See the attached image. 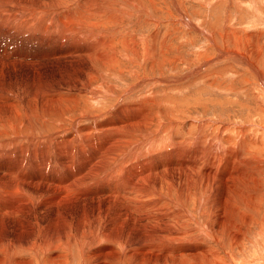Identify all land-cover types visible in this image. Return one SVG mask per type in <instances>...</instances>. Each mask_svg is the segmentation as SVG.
Returning <instances> with one entry per match:
<instances>
[{
    "label": "rangeland",
    "instance_id": "1",
    "mask_svg": "<svg viewBox=\"0 0 264 264\" xmlns=\"http://www.w3.org/2000/svg\"><path fill=\"white\" fill-rule=\"evenodd\" d=\"M13 1L14 3L8 4L9 6L0 5V65L3 67L2 74L0 70V142L5 145H0V167L13 170L14 167L21 166L19 172L27 175H45L53 179L69 178L68 176L74 171L77 173V177L74 176L71 182L72 180L79 182L82 181V176H78V174L79 171L80 174L82 173L86 158L92 157L93 154L94 156L99 154L98 160L102 158L105 161L101 164L103 166L100 165L97 177H93L99 179L98 187L91 183L88 187L86 186L87 192L95 197L87 194L82 198L83 200L80 198L79 204L76 203L77 205L69 207L68 211L60 217L57 216V206H47L46 210L39 209L42 214L40 213L41 217L38 216L39 219L36 218V220L28 213H19L16 214L17 216H13L11 211L12 213L5 214L4 220L0 222V264H183V262L184 264H264V229L257 222L251 223L240 241L231 244L234 241L228 234V226H230L229 230H235L236 225L242 224V217L234 215V219H232L229 214L233 209L228 204L224 206L225 208L227 206L226 211L220 212L222 209L219 208L221 206L218 196L220 193L219 183L214 185L213 189L212 187H208L206 190L201 189L202 206L195 193H192L193 195L188 201L185 200L184 203L187 204L186 208L193 220H190L188 216L185 217V222H187L185 227H182L183 222L179 221L164 226L167 227V230L169 229L171 235L163 241L145 238V235L140 232L143 228L137 227L139 222L133 224L132 218H136L137 215L131 213L129 217L120 216L118 210L120 199L117 200V197L107 198L109 193L107 189L119 183V179L123 181L127 178L124 174H116L115 171H118L116 168L108 169L113 166L114 157H116L114 163L118 160L117 163L122 164L123 160H126L123 170L129 171L130 175L134 174L137 178H141V173L153 170L155 167L153 164L158 165L160 168L158 170L166 177L172 172L173 165L178 162L176 155L179 152L183 157L188 153V150H191L192 153L197 151V157L191 155L187 158L191 161L197 159L198 167H205V164H209V154L211 155V153L207 152V143L205 140H197V142L194 141L195 137L192 138V134L194 136L196 134V129L206 135L209 131H214L217 126L222 128V125L224 127L231 125V131L235 132L233 138L237 137L236 133L240 135L241 132L246 136H260L264 124L258 106L264 109V90L260 88L257 71L260 70V76L264 77V0L98 1L101 6L100 11L102 9L106 11L105 16L99 15L97 8L96 12H91L92 7L89 2L95 0ZM20 6H24L25 12L20 11ZM86 6L90 8L85 9ZM79 9L85 12L89 10L90 14L88 15L91 21L88 20L91 23L93 21L90 36L85 29L86 25L79 30L66 20L67 12L74 13ZM59 19L63 23L66 22L72 30H69L68 33L64 32V27L61 26ZM106 19L108 20L106 21ZM180 19L186 22H182ZM210 32L212 35L209 34ZM208 35L215 40L213 42L216 45L212 44ZM152 36H156L154 41L151 40ZM97 40L103 41L101 46L106 45L99 47L98 51L95 49ZM83 42L84 44H82ZM68 46L71 47L74 57L60 55L62 50ZM88 46L96 51V54L95 51L90 52L92 54H89L90 58L85 53ZM218 48L223 52L228 50L227 52L235 51L236 53L218 58ZM56 52L58 55L55 54ZM97 52L100 54L98 55ZM239 54H242L243 57L246 56V60H243ZM248 59L255 68H250ZM7 60L15 61L13 64H9ZM50 93H56V97L51 96L50 98L58 97V100L50 103L51 111L46 109L43 111L40 106L41 99ZM97 95L100 102L97 100ZM261 98L263 99L261 100ZM144 104L145 106H143ZM130 107H133V110L129 115L126 112H121V110H127ZM248 114L250 115L248 116ZM133 115L138 117V120L135 119V121L132 118ZM117 117L126 123L119 127V135L117 133L114 135L111 130L118 125ZM182 119L192 121L196 125L200 121L208 120L210 125L206 127L207 129L204 128L205 133L196 127L194 129L179 127L176 132L177 139L182 142V139L185 140L186 136H190L189 142L186 141L189 144L182 142L183 147L177 140H175L177 146L161 145L160 138L164 134L162 129L167 126L168 130L171 128L168 125ZM129 122H134L136 128L130 126ZM11 123L14 125L11 126ZM184 124L188 126L189 122ZM75 125L80 128L84 140L81 137L73 138L68 141L69 145H66L67 141H63L65 137L71 139V137L77 136L73 129ZM159 126L158 132L155 129ZM228 129L230 130V128ZM58 130L60 131L58 132ZM254 132L255 134H253ZM108 136L117 137L119 141H115L113 145L108 144L106 141H110L112 138ZM9 139L12 140L14 146L10 147ZM171 139H173L172 135ZM60 140L65 144H63L64 146ZM73 140L77 142V145ZM127 140H129L128 144ZM176 142L180 144H176ZM116 143L118 145L120 143V145L118 146ZM200 145L201 147H199ZM225 146L229 147L226 143ZM110 147H114L115 154L112 155L109 151ZM20 148L21 150H19ZM70 151H73L77 158ZM241 152L244 153V150ZM23 159L25 160L23 161ZM63 160L67 162L63 163ZM142 160L146 161L140 164ZM97 166H99L98 163ZM251 166L252 163L249 161L241 163L242 171L240 173L243 174L239 181L241 184L236 182V190L229 197L232 201L231 204L239 205V211L244 213L248 211L243 208V204L245 206L247 202L253 201L258 193L260 196L264 194V168L258 172L255 184L249 181L253 177L251 173L254 171ZM109 174L113 179L109 178ZM88 175L87 177L90 178ZM23 176L26 177V175ZM100 177L102 178L100 179ZM178 189V186H173L172 192L163 191L161 193L158 192V188L154 187L152 193L147 191L149 194L147 193L145 198L153 201L162 197V202L167 204L166 199L171 194L170 201L172 202H169L170 205L167 206H171L170 208L177 212L174 207H181L178 202L180 201ZM39 190H36V194L39 195L38 199L42 197L40 195L42 187ZM38 191L41 193L39 194ZM92 198L97 200L98 205L92 201ZM213 201L216 202V205L213 204ZM256 202L260 207L261 201L258 199ZM123 203L125 204V201ZM0 205H2L1 202ZM27 206L26 204L23 207V211L25 208L27 209ZM161 208L165 211L166 207ZM140 210L135 208L139 216L141 215ZM108 212L109 214H107ZM226 213L227 215L224 216ZM180 215L182 214H178V216ZM9 216H13L14 221H10ZM227 216L229 217L227 218ZM223 217H226L224 222L230 221V224L233 222L234 225H224L222 228L221 224H217L219 221L217 219ZM106 222L107 225H103ZM130 223L136 226L139 232L134 231ZM164 227L162 225L163 229H165ZM244 228L246 227H241L242 230ZM98 229L103 231L106 229L105 236H102L103 231H100L99 234ZM113 231L115 233L111 234ZM212 233L215 237L212 236ZM89 234L92 236L87 239L90 242L82 245L80 241L86 240ZM39 239H42L43 242ZM37 240L44 243L42 247L45 249L40 247ZM156 244L157 247H148V245ZM104 247L112 248V252L105 253V250L101 254L98 253L103 251ZM146 248L150 250H148L149 253L157 255L155 262H149L146 255L140 256ZM182 248L186 249L185 253L192 254L194 257L192 255L189 257L183 255L185 258L178 257ZM198 248L200 250H197ZM130 249H134L133 251L136 249L137 254L130 252ZM202 250L205 252L204 256L193 254L195 251ZM210 251L213 253L210 254ZM206 254L209 256L204 259ZM172 256L173 258H171Z\"/></svg>",
    "mask_w": 264,
    "mask_h": 264
},
{
    "label": "bare ground",
    "instance_id": "2",
    "mask_svg": "<svg viewBox=\"0 0 264 264\" xmlns=\"http://www.w3.org/2000/svg\"><path fill=\"white\" fill-rule=\"evenodd\" d=\"M29 1V0H28ZM36 1V0H35ZM38 1V0H37ZM98 1H102V0H95V1H91V2H89L90 3V5H91V12L93 13V12H96V10L98 9V11H97V13L99 14V15H104L105 14V12L106 11H104L103 9H102V11H100V7L101 6H99V3H98ZM127 1H129V0H127ZM14 3V1L13 0H0V5H6V6H9V5H12ZM52 3V2H51ZM88 3V2H87ZM88 3V4H89ZM116 3V2H115ZM131 3V2H130ZM9 4V5H8ZM54 4V3H53ZM94 4H95V7H94ZM58 6V5H57ZM102 6H104V5H102ZM4 7V6H3ZM24 6H20L19 7V9H20V11H24L25 12V10L26 9H24L23 8ZM87 7V6H86ZM6 8V7H5ZM55 8V7H54ZM90 8V7H89ZM88 7L87 8H85V9H89ZM94 8H95V11H94ZM97 8V9H96ZM104 8V7H103ZM32 9V8H31ZM34 9V8H33ZM105 9V8H104ZM6 11V10H5ZM31 11V10H30ZM33 11V10H32ZM31 11V12H32ZM54 11V10H53ZM52 11V12H53ZM35 12V11H34ZM43 12V11H42ZM91 13V14H92ZM25 14V13H24ZM28 14V13H27ZM30 14V13H29ZM34 14V13H33ZM47 14V13H46ZM52 14V13H51ZM88 14H90L89 13V10H88V12H85V11H83L82 9H79L78 11H76V12H74V13H70V12H67V14H65V16H66V20H67V22L68 23H70V24H72V25H75L76 26V28H79V30H80V28L82 29L83 27H84V25H86V27H85V29H86V31L89 33V36H90V34H92V29H91V27L93 26V21H92V23L90 22L91 20L89 19L90 17H89V15ZM181 14V13H180ZM16 15V14H15ZM54 15V14H53ZM47 16V15H46ZM64 16V17H65ZM105 16V15H104ZM181 16V15H180ZM22 17V16H21ZM62 18V17H61ZM183 18V17H182ZM90 21H89V20ZM109 19V18H108ZM108 19H106V21L108 20ZM27 20V19H26ZM25 20V21H26ZM181 20V19H180ZM23 21V20H22ZM42 21V20H41ZM46 21V20H45ZM59 21H60V19H59ZM58 21V22H59ZM100 21V20H99ZM182 22H184L185 20H181ZM61 22V26L62 27H64L63 28V30H64V32H67L68 33V31L69 30H72L71 29V27L69 26V25H67V23L65 24V23H63L62 21H60ZM186 22V21H185ZM25 23V22H24ZM23 23V24H24ZM94 23H96V22H94ZM106 23V22H105ZM15 24V23H14ZM26 24V23H25ZM97 24H98V22H97ZM104 24V23H103ZM59 25V24H58ZM188 25H190V24H188ZM54 26V25H53ZM56 26V25H55ZM105 26V25H104ZM44 27V26H43ZM102 27H103V25H102ZM232 28V27H231ZM61 30V29H60ZM75 30V29H74ZM231 30V29H230ZM76 31V30H75ZM58 32V31H57ZM73 32V31H72ZM102 32V31H101ZM82 33V32H81ZM208 33V32H207ZM223 33V32H222ZM209 34H211L212 35V32H210ZM229 34V33H228ZM221 35H223V34H221ZM236 35V34H235ZM60 36V35H59ZM209 36V39L213 42V41H215L213 38H211V36L210 35H208ZM156 37V36H155ZM154 36H152L151 37V40H153L154 41V38H155ZM228 37V36H227ZM60 38V37H59ZM70 38V37H69ZM244 38V37H243ZM157 39V38H156ZM228 40V39H227ZM98 42H97V44H96V46H95V49H97V51H98V48L99 47H104V46H106L105 44L103 45V46H101L102 45V43H103V41H99V40H97ZM210 42V41H209ZM154 43V42H153ZM82 44H84V42L82 43ZM212 44H214V42L212 43ZM80 45H81V43H80ZM87 45V44H86ZM214 45H216V44H214ZM61 47V46H60ZM154 47V46H153ZM214 47V46H213ZM85 48V47H84ZM108 48V47H107ZM88 49H90V46H88L87 47V49H86V51H85V53H87L88 55V58H90L89 57V54H91L92 52H94L95 51V49L93 48V49H90L89 51H87ZM216 49V48H215ZM226 51V50H225ZM228 51V50H227ZM223 52V51H221L219 48L217 49V52H218V58H220V57H223L224 55H226V54H230V56H231V53H234L235 51H229V52ZM91 52V53H90ZM103 52V51H102ZM199 52V51H198ZM81 53V52H80ZM98 53V52H97ZM236 53V52H235ZM234 53V54H235ZM254 53V52H253ZM56 55H58V52H56L55 53ZM78 54V53H77ZM76 54V55H77ZM95 54H96V51H95ZM100 53H98V55H99ZM203 54V53H202ZM41 55V54H40ZM50 55V54H49ZM53 55V54H52ZM60 55H63V56H69V57H74V55H73V53H72V51H71V47L70 46H68V47H65L63 50H62V52H61V54ZM75 55V56H76ZM81 55V54H80ZM92 55V54H91ZM90 55V56H91ZM233 55V54H232ZM239 55H241L242 57H243V55H244V53H243V55L242 54H239ZM256 55V54H255ZM198 56V55H197ZM203 56V55H202ZM46 57V56H45ZM48 57V56H47ZM99 57V56H98ZM93 58H95V57H93ZM199 58V57H198ZM51 59V58H50ZM58 59V58H57ZM99 60L100 59H102V58H98ZM54 60V59H53ZM59 60V59H58ZM243 60H246V56H244L243 57ZM249 60V59H248ZM8 61V60H7ZM15 61V60H14ZM14 61H11V60H9L8 61V63L9 64H13L14 63ZM49 61V60H48ZM51 61V60H50ZM106 61V60H105ZM104 61V62H105ZM206 61V60H205ZM204 61V62H205ZM6 62V61H5ZM30 62V61H29ZM31 62H33V61H31ZM35 62V61H34ZM108 62V61H107ZM249 63V65L251 66L250 68H255L254 67V64L253 63H251L250 62V60L248 61ZM256 64V63H255ZM201 65H202V63H201ZM257 66V65H256ZM0 70H1V74L3 73V67L0 65ZM260 71V70H259ZM259 71H257V73H258V81H259V84H260V88H262L263 90H264V77H262V76H260L261 74H260V72ZM90 72V71H89ZM86 75V74H85ZM90 80V79H89ZM257 80V79H256ZM129 90V89H128ZM125 92V91H124ZM58 93V92H57ZM127 93V92H126ZM98 95H99V93H98ZM98 95H97V97H98ZM42 96V95H41ZM51 96H53V97H56L57 96V94L55 93H53V94H49L47 97H44L43 96V99H41V104H40V106H41V108H43V111L46 109V110H48V111H51L52 110V108H51V106H50V103H53V102H57V100H58V97L57 98H50ZM70 97V96H69ZM69 97H68V99H69ZM90 97H91V95H90ZM260 97V96H259ZM9 99V98H8ZM263 98H261V100H262ZM5 100V99H4ZM66 100V99H65ZM64 100V101H65ZM98 102H100V98L98 97ZM264 100V99H263ZM7 101V100H6ZM63 101V102H64ZM71 101V100H70ZM103 101V100H102ZM1 102V101H0ZM9 102V101H8ZM59 103V102H58ZM158 103V102H157ZM1 104V103H0ZM69 104V103H68ZM143 104V103H142ZM174 104V103H173ZM259 105V104H258ZM72 106V105H71ZM143 106H145V104L143 105ZM262 106V105H261ZM58 107V106H57ZM139 107V106H138ZM259 107V109H260V112H259V114H260V116H261V119L263 120V124H264V109L261 107L260 108V106H258ZM264 107V106H263ZM40 108V107H39ZM54 108H56V107H54ZM59 108V107H58ZM90 108V107H89ZM135 108V107H134ZM144 108V107H143ZM172 108H174V107H172ZM257 108V107H256ZM57 109V108H56ZM60 109V108H59ZM83 109V108H82ZM87 109V108H86ZM127 109V108H126ZM136 109V108H135ZM134 109V110H135ZM175 109V108H174ZM173 109V110H174ZM68 110V109H67ZM108 110H109V108H108ZM132 110H133V107H130V108H128L127 110H121V112H126V114H130V112H132ZM56 111V110H55ZM59 111V110H58ZM82 111V110H81ZM80 111V112H81ZM111 111H113V110H111ZM136 111V110H135ZM45 112H47V111H45ZM85 112H87V111H85ZM116 112V111H115ZM134 112V111H133ZM170 112V111H169ZM44 113V112H43ZM42 113V114H43ZM82 113V112H81ZM107 113H109V112H107ZM120 113V112H119ZM83 114V113H82ZM103 114V113H102ZM115 114V113H114ZM162 114V113H161ZM28 115V114H27ZM46 115V114H45ZM84 115H85V113H84ZM93 115V114H92ZM119 115V114H118ZM137 115V114H136ZM139 115V114H138ZM141 115V114H140ZM143 115V114H142ZM250 114H248V116H249ZM95 116V115H94ZM134 116V115H133ZM259 116V117H260ZM77 117V116H76ZM81 117V116H80ZM87 117V116H86ZM111 117V116H110ZM113 117H115V116H113ZM79 118V117H78ZM85 118V117H84ZM118 118V117H117ZM126 118V117H125ZM134 120L135 119H137L138 117H136V116H134V117H132ZM162 118V117H161ZM130 119V118H129ZM140 119V118H139ZM76 120V119H75ZM138 120V119H137ZM187 120V119H186ZM185 119H182L181 121H179V122H173L172 124H170V125H168V126H171V128H168V130H167V126L166 127H162L163 129H162V132L164 133V134H162V136H161V138H160V144L161 145H166V146H177V145H175V140H177V142H181L179 139H177L176 138V132H177V130L179 129V127H181V128H183L184 127V129H189V128H191L192 127V129H194L195 127L196 128H199V130L200 131H202V132H204L203 130H204V128H206V127H208L209 125H210V122L208 121V120H206V122L205 121H200L197 125L196 124H194L192 121H186ZM190 120V119H189ZM10 121V120H9ZM136 121V120H135ZM145 121V120H144ZM142 122V121H141ZM185 122H189V125L187 126V125H185L184 123ZM251 122H252V120H251ZM262 122V121H261ZM8 123V122H7ZM118 125H117V127L116 128H113L111 131V133L112 134H114V135H116V133L118 134V132H119V127L121 126V125H123L124 123H126V121H123V120H120L119 118H118ZM129 123H131V122H129ZM129 123H127V124H129ZM134 123V122H133ZM133 123H131L130 124V126L132 125V127L133 128H136V127H134V124ZM225 122H223V124H224ZM9 124V123H8ZM12 124L14 125V123H11V126H12ZM136 124V123H135ZM137 124H139L138 122H137ZM226 124V123H225ZM221 125V124H220ZM219 125V126H220ZM59 126H60V124H59ZM107 126V125H106ZM129 126V125H128ZM137 126V125H136ZM140 126V125H139ZM142 126V125H141ZM187 126V127H186ZM61 127V126H60ZM99 127V126H98ZM102 127V126H101ZM124 127V126H123ZM127 127V126H126ZM144 127V126H143ZM224 126L222 125V128L221 127H216L215 128V130L214 131H209V133H207L206 135H203V134H201L199 131H198V129H196V134H195V136H194V134H192V138L193 137H195L194 138V141L196 140H205V142L207 143V152H209V153H211V155L209 154V158H210V162H209V164L207 165V164H205L204 166L205 167H198V164H197V159L195 160V161H191L189 158H187V156H191V155H193V157L194 156H196L197 157V151H193V153H192V151L190 152L189 150H188V153L185 155V156H183L182 157V155L180 154V152L176 155L177 157H178V162L176 163V164H174L173 166V168H172V172L171 173H169V174H167V176L165 177L164 175H162V172L160 171V170H158V169H160L159 168V166L158 165H156V164H153L155 167L153 168V167H151V168H153V170L151 169L150 171H148L147 170V172H143V173H141L142 174V176H141V178H137V177H135L134 176V174H132V175H130V172L129 171H124L123 169H124V164L126 163V160H123V162H122V164H120V163H117L118 162V160H117V162H115L114 163V160L116 159V157H114L113 158V166L111 167V168H108V169H112V170H114L115 168L118 170V171H115V173L116 174H119L120 173V175L121 174H124V176H126L127 178L125 179V180H123V181H120V179H119V183H116L115 185H114V187H112V188H109V189H107V191L109 192L107 195H108V197L107 198H113V197H117V200H118V198L120 199V203H119V205H118V210H119V214H120V216H122V217H125V216H128L129 217V214H131V213H134V214H136L137 215V217L136 218H132L133 219V224H136L137 222H139V224L137 225V227L139 226H141L143 229H139L140 230V232L142 233V234H144L145 235V238H147L148 240H155V241H163V240H165L169 235H171V232H169V229L167 230L164 226H168V224H172V223H174V222H177V221H179V222H183V225H182V227H185L186 225H187V222H185V217H187L188 216V218L190 219V220H193V218H192V216L188 213V210H187V208H186V205L187 204H185L184 202H185V200L186 201H188L189 200V198L195 193V195L198 197V200H199V203H200V205L202 206V200H203V195H202V193H201V189H204V190H206V188H211L212 187V189H213V186L214 185H216L217 183H219V187H220V193H219V203H220V207L219 208H221L222 210H220V212H223V210H225L226 208H227V206H226V208L224 207L225 205H231L232 206V209L233 210H231L232 212H231V214H229V216L231 215V217H232V219H234V215H237L238 217H239V215H240V217H242V224L241 225H236L235 226V230H229V227L230 226H228V225H234V224H230V221L228 222V221H226V222H224V219L226 218H220V219H217V224L218 225H222L221 227L222 228H224L223 226L224 225H227L228 226V234L229 235H231V237H232V239H233V241L234 242H231V244H234V243H236V242H238V241H240L241 239H242V236H244L245 235V233L247 232V230H248V227L251 225V223H256L257 222V224L261 227V228H263L264 229V194H262L261 196H260V194L258 193V196L256 195V197H258V198H256V197H254V199H253V201H251V202H247V204L244 206V204H243V208H245L248 212H241V211H239V209H240V207H239V205L238 206H235V204L234 205H232L231 203H232V201L229 199V197L231 196V194L232 193H234L235 192V190H236V182L238 181V183H239V181H240V179H241V175H243V174H241L240 172L242 171V168L244 167V166H242V168H241V163H243L244 161H249V163H252V166H251V168H252V170H254V171H252V173H251V175H253V177L249 180L250 182H252V183H255L256 184V182H257V175H258V172H260V170L262 169V168H264V126L262 127L263 128V130L261 131V134H259L260 136H254V135H248V136H246V134L245 133H243L242 134V132H241V134L239 135V134H237L236 133V135H237V137L236 138H233V135L235 134V132L234 131H231L232 129H231V125L230 126H227V127H224ZM237 127V126H236ZM79 127L77 126V125H75V126H73V129L75 130V132L77 133L76 135L77 136H74V137H71V139H69V138H67V137H65V140H63V141H67L66 143V145H69L68 143V141H71L73 138H79V137H83L84 135H83V133H81V131H80V128L78 129ZM129 128V127H128ZM142 128V127H141ZM228 128H230V130L228 129ZM9 129V128H8ZM12 129V128H11ZM63 129V128H62ZM139 129V128H138ZM171 129H172V131H171ZM191 129V130H192ZM207 129V128H206ZM242 129V128H241ZM241 129H239L240 131H242ZM246 129V128H245ZM253 129V128H252ZM256 129V128H255ZM255 129H254V131H255ZM261 129V128H260ZM57 130V129H56ZM101 130V129H100ZM133 130V129H132ZM156 131H158L159 132V130H160V126L159 127H157L156 129H155ZM234 130H235V128H234ZM60 130H58V132H59ZM104 131V130H103ZM102 131V132H103ZM134 131V130H133ZM236 131V130H235ZM246 131H249V130H246ZM257 131V130H256ZM12 132V131H11ZM64 132V131H63ZM74 132V133H75ZM85 132V131H84ZM109 132H110V130H109ZM129 132V131H128ZM155 132V131H154ZM238 132V131H237ZM245 132V131H244ZM250 132V131H249ZM258 132V131H257ZM105 133H106V131H105ZM131 133V132H130ZM205 133V132H204ZM250 133H252V132H250ZM88 134V133H87ZM98 134H101V133H98ZM110 134V133H109ZM112 134H110V135H112ZM121 134V133H120ZM124 134V133H123ZM253 134H255V132L253 133ZM257 134V135H258ZM101 135H103V134H101ZM119 135V134H118ZM118 135H117V137H118ZM164 135V136H163ZM171 135L173 136V139H171ZM86 136V135H85ZM89 136V135H88ZM100 136V135H99ZM127 136H129V135H127ZM69 137V136H68ZM90 137V136H89ZM104 137V136H103ZM109 137V136H108ZM108 137H106V138H108ZM110 137H112V136H110ZM109 137V138H110ZM114 137V136H113ZM111 138V140L110 141H106L108 144H111V145H113L114 144V142L115 141H117L118 139H117V137H114V138ZM158 137V136H157ZM47 138V137H46ZM86 138H88V137H86ZM93 138V137H92ZM99 138V137H98ZM100 138H101V136H100ZM122 138V137H121ZM125 138V137H124ZM188 138H190V136H186L185 137V140H183L182 139V142H186V141H188L189 142V139ZM91 139V138H90ZM162 139V140H161ZM188 139V140H187ZM14 140V139H13ZM15 140H17V139H15ZM82 140H84V138H82ZM124 140V139H123ZM123 140H122V142H123ZM193 140V139H192ZM6 141V140H5ZM12 140L11 139H9L8 140V142L9 143H11V145H10V147H12V146H14V143H12L11 142ZM62 140H60V142H61ZM88 141V140H87ZM92 141V140H91ZM119 141V140H118ZM73 142L75 143V145H77L76 143L77 142H75L74 140H73ZM80 142V141H79ZM79 142H78V144H79ZM86 142V141H85ZM105 142V141H104ZM103 142V143H104ZM129 143V140H127L126 141V143ZM176 142V144H180V143H177ZM181 142V146H182V143ZM188 142H186V144L188 143ZM198 142V141H197ZM89 143V142H88ZM87 143V144H88ZM98 143H99V140H98ZM127 143V144H128ZM200 143V142H199ZM225 143L226 144H228L229 145V147H224V145H225ZM57 144V143H56ZM55 144V145H56ZM61 144L63 145L64 143H62L61 142ZM81 144V143H80ZM107 144V145H108ZM117 145H118V143H116ZM115 144V145H116ZM124 144V143H123ZM185 144V145H186ZM189 144V143H188ZM194 144V143H193ZM192 144V145H193ZM0 145L1 146H5V145H3V143H1L0 142ZM46 145V144H45ZM57 145H59V144H57ZM65 145V144H64ZM63 145V146H64ZM71 145V144H70ZM83 145V144H82ZM91 145V144H90ZM119 145H120V143H119ZM118 145V146H119ZM195 145V144H194ZM198 145V144H197ZM60 146V145H59ZM72 146H73V144H72ZM83 146H85V145H83ZM89 146V145H88ZM92 146V145H91ZM93 146H94V144H93ZM159 146V145H158ZM180 146V147H181ZM205 146V145H204ZM21 147V146H20ZM61 147V146H60ZM67 147V146H66ZM69 147V146H68ZM71 147V146H70ZM78 147H79V145H78ZM87 147V146H86ZM183 147V146H182ZM199 147H201V145L199 146ZM206 147V146H205ZM45 148V147H44ZM57 148H58V146H57ZM108 148V147H107ZM194 148V147H193ZM229 148V149H228ZM43 149V148H42ZM66 149V148H65ZM86 149H88V148H86ZM101 149H103V148H101ZM110 149L111 150H109V151H111V153H112V155L113 154H115L113 151H114V147H110ZM182 149V148H181ZM185 149V148H184ZM202 149H203V147H202ZM18 150V149H17ZM19 150H21V148L19 149ZM45 150V149H44ZM43 150V151H44ZM71 150H73V149H71ZM79 150H80V147H79ZM88 150H91V149H88ZM103 150H106V149H103ZM108 150V149H107ZM164 150V149H163ZM178 150V149H177ZM180 150V149H179ZM178 150V151H179ZM194 150V149H193ZM243 151L244 150V153H247V155H244V153H242L241 151ZM35 151V150H34ZM43 151H41L42 153H43ZM56 151V150H55ZM81 151H83V150H81ZM165 151V150H164ZM53 152V151H52ZM67 152V151H66ZM70 152H72L73 153V151H70ZM201 152V151H200ZM206 152V153H207ZM20 153V152H19ZM18 153V154H19ZM34 153V152H33ZM59 153V152H58ZM74 153H75V149H74ZM73 153V154H74ZM88 153V152H87ZM110 153V154H111ZM135 153V152H134ZM182 153V152H181ZM189 153H192V154H190V155H188ZM202 153V152H201ZM17 154V153H16ZM17 154V155H18ZM25 154V153H24ZM56 154V153H55ZM68 154V153H67ZM70 154V153H69ZM81 154V153H80ZM105 154H106V152H105ZM164 154V153H163ZM35 155V154H34ZM43 155H45L44 153H43ZM59 155V154H58ZM58 155H57V158H58ZM76 154H74L73 156H75ZM101 155H103L102 153H101ZM108 155V154H107ZM106 155V157H108ZM16 156V155H15ZM20 156H22V155H20ZM42 156V155H41ZM60 156V155H59ZM80 156V155H79ZM203 156V155H202ZM208 156V155H207ZM35 157V156H34ZM69 157V156H68ZM76 158H77V156H75ZM99 154L98 155H95L94 156V154L92 155V157H89V158H86V160L87 161H85L84 162V168H83V171H82V173L80 174V171H79V174H78V176H82L81 177V180L82 181H79V182H73V180H72V182H71V179L73 178L74 179V176L75 177H77L76 176V174L77 173H75L74 171H72L71 172V174L68 176L69 178H66V179H61V178H58V179H53V178H48L47 176H45V175H43V176H37V175H27V174H24V173H22V172H19V170H21L20 168H21V166L19 167V166H17L16 168L14 167L13 168V170H10L9 168H7V167H0V202H1V204L2 205H0L1 206V209H0V222L2 221V220H4L3 219V216H5V214H9V213H12L13 212V216H15L16 214H19V213H24V214H26V213H28V215L29 214H31L32 216H34V220H36V218L38 217V216H40L41 214H42V211H39V209L40 210H46L45 208L47 207V206H57L58 207V217H60L63 213H65V212H67L68 210V208L69 207H71L72 205H74V204H76V203H78L79 204V202H80V200L82 199V198H84L87 194H89L90 196H92L93 194H91V193H88L87 192V188H86V186L88 187L89 186V184L91 183L92 185H94V186H96V187H98V182H99V179L98 178H93L94 176L95 177H97V172L100 170V165L105 161L104 159H102L101 158V160H98L99 159ZM111 157V156H110ZM109 157V158H110ZM131 157H133V156H131ZM130 157V158H131ZM192 157V158H193ZM201 157V156H200ZM23 158V157H22ZM74 158V157H73ZM76 158H74V159H76ZM84 158V157H83ZM103 158H104V156H103ZM151 158V157H150ZM149 158V159H150ZM176 158V157H175ZM207 158V157H206ZM66 159V158H65ZM112 159V158H111ZM25 159H23V161H24ZM68 160H70V159H68ZM76 160H78V159H76ZM151 160V159H150ZM193 160H194V158H193ZM209 160V159H208ZM48 161V160H47ZM71 161V160H70ZM73 161V160H72ZM146 161V160H145ZM145 161L144 160H142V162L140 163V164H142V163H145ZM253 161V162H252ZM30 162H31V160H30ZM43 162V161H42ZM67 161L66 160H63V163H66ZM152 162V161H151ZM205 162V161H204ZM25 163V162H24ZM37 163V162H36ZM40 163V162H39ZM44 163V162H43ZM72 163V162H71ZM97 163H98V165L99 166H97ZM198 163H199V161H198ZM10 164V163H9ZM26 164V163H25ZM70 164V163H69ZM201 164V163H200ZM16 165V164H15ZM20 165H22V164H20ZM45 165H47L48 166V164H46L45 163ZM60 165H62L61 163H60ZM64 165V164H63ZM139 165V164H138ZM171 165V164H170ZM101 166H103V165H101ZM26 167V166H25ZM58 167V166H57ZM62 167V166H61ZM135 167V166H134ZM133 167V168H134ZM139 167V166H138ZM144 167V166H143ZM29 168V167H28ZM46 168V167H45ZM102 168V167H101ZM105 168V167H104ZM130 168V167H129ZM164 168L166 169V166H164ZM245 168V167H244ZM42 169V168H41ZM106 169V168H105ZM140 169V168H139ZM131 170V169H130ZM244 170V169H243ZM246 170V169H245ZM142 171H144V170H142ZM166 171V170H165ZM108 172H111V171H108ZM114 172V171H113ZM113 172H111V173H113ZM176 172H177V174H176ZM245 172H247V171H245ZM107 173V172H106ZM110 173V174H111ZM167 173V172H166ZM243 173V172H242ZM87 174H89L88 176H90V178H88L87 177ZM105 174V173H104ZM110 174H109V178L110 177H112V176H110ZM238 174L240 175L239 177H238ZM244 174H246V173H244ZM14 175V176H13ZM23 175H26V177H24ZM84 175V176H83ZM85 175H86V177H85ZM100 176V175H99ZM115 176V175H114ZM248 176V175H247ZM246 176V177H247ZM250 176V175H249ZM123 177V176H122ZM102 177H100V179H101ZM115 178H117V177H115ZM120 178V177H119ZM158 178V179H157ZM244 178V177H243ZM242 178V179H243ZM248 178V177H247ZM112 179H113V177H112ZM118 179V178H117ZM77 180V179H76ZM106 180V179H105ZM248 180V179H247ZM107 181V180H106ZM103 182H104V180H103ZM102 182V183H103ZM243 182V181H242ZM101 183V182H100ZM239 184H241V183H239ZM101 185V184H100ZM173 186L175 187V186H178L179 187V189H178V195H179V199H180V201H178V202H180V206L181 207H174L175 208V210H177V212L176 211H174L172 208H170L171 206H167V205H170V203L169 202H172V201H170V198L172 197L171 196V194H170V196L166 199L167 200V204H165V203H163L162 202V197L160 198V196H159V198L160 199H158V200H153V201H151V200H146V198H145V196L147 195V191H151V193H152V191H153V189H154V187H156V188H158V192H163V191H167V192H172L173 191ZM251 186V185H250ZM40 187H42V193L41 192H39L40 190H39V188ZM92 187V186H91ZM128 187V188H127ZM215 187V186H214ZM252 187V186H251ZM93 188V187H92ZM101 188V187H100ZM191 189H194L193 191L191 190ZM247 189V188H246ZM36 190H39L38 192H39V194L40 195H42V197H40V198H42V200H40V198L38 199V194H36ZM95 190V189H94ZM240 190V189H239ZM249 190V189H248ZM90 191V190H89ZM243 191V190H242ZM44 192H45V194H44ZM87 192V193H86ZM211 192V191H210ZM216 192V191H215ZM154 193V192H153ZM193 193V194H192ZM264 193V192H263ZM98 194V193H97ZM102 194V193H101ZM100 194V195H101ZM105 194V193H104ZM104 194H102V195H104ZM149 194V193H148ZM161 195V194H160ZM205 195V194H204ZM154 196H155V194H154ZM215 196V195H214ZM213 196V197H214ZM89 197V196H88ZM92 197H95V195H93ZM105 197V196H104ZM149 197V196H148ZM156 197V196H155ZM211 197V199H212V195L210 196ZM81 198V199H80ZM100 198V197H99ZM106 198V197H105ZM104 198V199H105ZM215 198V197H214ZM262 198V199H261ZM89 199V198H88ZM97 199H98V197H97ZM153 199V198H152ZM209 199V198H208ZM251 199H252V197H251ZM260 200L261 201V205H260V207H259V205L257 204V200ZM83 200V199H82ZM87 200V199H86ZM85 200V201H86ZM116 200V199H115ZM213 200V199H212ZM211 200V201H212ZM12 201V202H11ZM92 201L93 202H95L97 205H98V202H97V200L96 199H94V198H92ZM109 201V200H108ZM123 201H125V204L123 203ZM164 201V200H163ZM210 201V200H209ZM209 201H207V202H209ZM217 201H218V197H217ZM92 202V203H93ZM118 202V201H117ZM85 203V202H84ZM91 203V202H90ZM112 203V202H111ZM114 203V202H113ZM28 205L27 206V209L25 208V210L23 211V207L25 206V205ZM177 204H179V203H177ZM212 204V203H211ZM213 204L214 205H216V202L215 201H213ZM77 205V204H76ZM106 205V204H105ZM109 205V204H108ZM107 205V206H108ZM218 205V204H217ZM95 206V205H94ZM112 206V205H111ZM219 206V205H218ZM263 206V207H262ZM105 207V206H104ZM161 207H166L165 208V211H163L162 209L163 208H161ZM182 207H184V208H182ZM212 207H213V205H212ZM215 207H217V206H215ZM254 207H255V209H254ZM99 208V207H98ZM97 208V209H98ZM135 208L136 209H141L140 211H141V215L139 216L138 214L139 213H137V211H135ZM230 208V207H229ZM49 209V208H48ZM57 209V208H56ZM101 209H102V207H101ZM113 209V208H112ZM218 209V208H217ZM107 210V209H106ZM228 210V209H227ZM252 210V211H251ZM12 211V212H11ZM56 211V210H55ZM97 211V210H96ZM95 211V212H96ZM103 211V210H102ZM108 211H110V210H108ZM115 211V210H114ZM226 211V210H225ZM230 211V210H229ZM235 211V212H234ZM57 212V211H56ZM103 212H105V211H103ZM113 212V211H112ZM213 212V211H212ZM219 212V211H218ZM217 212V213H218ZM220 212H219V215H220ZM41 213V214H40ZM97 213H99V212H97ZM116 213V212H115ZM175 213H177V214H175ZM225 213V212H224ZM227 213H230V212H227ZM227 213L226 214H224V216H226L227 215ZM252 213V214H251ZM107 214H109V212L107 213ZM111 214V213H110ZM178 214H182V215H180V216H178ZM11 215V214H10ZM21 215V214H20ZM23 215V214H22ZM21 215V216H22ZM105 215V214H104ZM103 215V216H104ZM212 216H213V214H211ZM215 215H216V212H215ZM222 215V214H221ZM13 216H9V219H11L10 221H12L13 220ZM17 216V215H16ZM21 216H20V218H21ZM102 216V217H103ZM115 216H116V214H115ZM131 216H133V215H131ZM178 216V217H177ZM218 216V215H217ZM229 216H227V218L229 217ZM255 216V217H254ZM41 217V216H40ZM117 217H118V214H117ZM116 217V218H117ZM127 217V218H128ZM219 217V216H218ZM217 217V218H218ZM221 217V216H220ZM17 218V217H16ZM15 218V219H16ZM19 218V219H20ZM28 218V217H27ZM31 218V217H30ZM101 218V217H100ZM105 218V217H104ZM104 218H102L103 220H105ZM115 218V217H114ZM115 218V219H116ZM216 218V217H215ZM18 219V220H19ZM22 219H24V218H22ZM29 219V218H28ZM37 219H39V218H37ZM41 219V218H40ZM106 219H108V217H106ZM119 219V218H118ZM241 219V218H240ZM111 220V219H110ZM125 220V219H124ZM215 220V219H214ZM227 220V219H226ZM229 220H231V219H229ZM256 220V221H255ZM14 221V220H13ZM17 221V220H16ZM98 221H100V220H98ZM116 221V220H115ZM118 221V220H117ZM116 221V222H117ZM121 222L123 221V220H120ZM189 221V220H188ZM212 221V220H211ZM22 222H24V221H22ZM101 222V221H100ZM99 222V223H100ZM103 222V221H102ZM105 222V221H104ZM103 222V223H104ZM108 222V221H107ZM107 222H106V224H103V225H107ZM112 222V221H111ZM111 222H110V224H111ZM116 222H114V223H116ZM127 222H128V220H127ZM215 222V221H214ZM19 223H21V222H19ZM30 223H32L31 221H30ZM36 223V222H35ZM124 223V222H123ZM22 224V223H21ZM101 224V223H100ZM117 224V223H116ZM210 224V223H209ZM109 225V224H108ZM112 225V224H111ZM110 225V226H111ZM115 225V224H114ZM128 225V224H127ZM130 225H131V223H130ZM162 225H163V227L165 228V229H163L162 228ZM207 225V224H206ZM16 226V225H15ZM20 226V225H19ZM117 226H118V224H117ZM116 226V227H117ZM209 226V225H208ZM246 227V228H244V230H242L241 229V227ZM24 227H25V225H24ZM101 227V226H100ZM114 227V226H113ZM112 227V228H113ZM123 227V226H122ZM136 226H133V225H131V228H133V230L134 231H136L138 228H137ZM22 228H23V226H22ZM105 227L103 226V229H104ZM121 228V227H120ZM226 228V227H225ZM21 229V228H20ZM100 229V228H99ZM98 229V230H99ZM215 229H217V228H215ZM106 230V229H105ZM104 230V231H105ZM115 230H117V229H115ZM177 230H179V229H177ZM218 230V229H217ZM32 231V230H31ZM38 231V230H37ZM100 231H103V230H99V234H100ZM104 231L102 232V236H105V234H104ZM130 231H131V229H130ZM138 231V230H137ZM211 231V230H210ZM260 231V230H259ZM16 232H17V230H16ZM30 232V231H29ZM95 232V231H94ZM94 232H92L93 233V235H94ZM107 232H108V228H107ZM107 232H105V233H107ZM119 232V231H118ZM139 232V231H138ZM213 232V231H212ZM91 233V232H90ZM112 233H115V231H113V232H111V234ZM120 233H121V231H120ZM119 233V234H120ZM130 233V232H129ZM205 233V232H204ZM27 234V233H26ZM33 234V233H32ZM104 234V235H103ZM108 234V233H107ZM110 234V233H109ZM142 234H139V235H142ZM202 234V233H201ZM214 233H212V236H214L213 235ZM18 235V234H17ZM23 235V234H22ZM30 235H31V233H30ZM41 236V235H40ZM85 235L83 234V237H84ZM91 235L89 234V236L86 238V240L84 239L83 241H80V243L82 244V245H84V244H87V243H89L90 242V240L88 241L87 239L90 237ZM98 236H100V235H98ZM58 237H60L59 235H58ZM64 237V236H63ZM92 237V236H91ZM118 237H119V235H118ZM171 237V236H170ZM215 237V236H214ZM97 238V237H96ZM107 238V237H106ZM116 238V237H115ZM137 238H139V237H137ZM197 238V237H196ZM204 238V237H203ZM20 239V238H19ZM61 239V238H60ZM90 239V238H89ZM113 239V238H112ZM162 239V240H161ZM231 239V238H230ZM39 240H42V239H39ZM39 240H37L39 243H40V247L42 248V249H45V248H43L42 246H44V243H42L43 242V240H42V242L41 241H39ZM108 240V239H107ZM144 240V239H143ZM93 241H95V240H93ZM98 241V240H97ZM193 241V240H192ZM232 241V240H231ZM200 242V241H199ZM134 243V242H133ZM117 244H119V243H117ZM142 245V244H141ZM140 245V246H141ZM30 246H32V245H30ZM105 246V245H104ZM124 246V245H123ZM133 246V245H132ZM134 246H136V245H134ZM139 246V247H140ZM158 245L156 244V245H152V246H150V245H148V247H157ZM169 246V245H168ZM28 247H29V245H28ZM28 247H26L27 249H28ZM39 247V246H38ZM34 248H37V247H34ZM99 248V247H98ZM103 248V247H102ZM107 248V249H106ZM163 248V247H162ZM168 248V247H167ZM204 248V247H203ZM112 248H110V247H104V249H103V251H100V252H98V253H103L105 250V253H111L112 252V250H111ZM128 249V248H127ZM205 249H207V248H205ZM99 250V249H98ZM134 250V249H133ZM133 250H131L130 249V252H132L133 254H137V252H135V251H137L136 249H135V251H133ZM148 250L149 249H145V250H143L144 251V253H141V255L140 256H142V255H146V257H147V259L149 260V262H155V260H156V254H152V253H149L148 252ZM166 250V249H165ZM179 250V249H178ZM177 250V251H178ZM185 250L186 249H184V248H182L181 249V251L179 252L180 253V255L178 254V257L179 256H181V258H182V256L183 255H185L186 257H189V255H192V254H187V253H185ZM195 250V249H194ZM197 250H200V248H198ZM127 252H128V250H126ZM139 251V250H138ZM150 251V250H149ZM169 251V250H168ZM176 251V252H177ZM126 252V253H127ZM162 252V251H161ZM164 252V251H163ZM113 253H115V252H113ZM112 253V254H113ZM120 253H122V252H120ZM131 253V254H132ZM165 253V252H164ZM169 253H170V251H169ZM168 253V254H169ZM204 250H202V251H195L193 254L195 255H203L204 256ZM211 253H213L212 251H210V254ZM117 254V253H116ZM132 254V255H133ZM171 254V253H170ZM215 254V253H214ZM109 255V254H108ZM122 255V254H121ZM120 255V256H121ZM126 255V254H125ZM134 255V256H135ZM172 255V254H171ZM177 256V255H176ZM175 256V257H176ZM193 256V255H192ZM209 256V254H206V257H204V259L205 258H207ZM215 256V255H214ZM166 257H168V256H166ZM184 257V256H183ZM194 257V256H193ZM171 258H173V256L171 257ZM180 258V259H181ZM185 258V257H184ZM191 258V257H190ZM162 259H164V258H162ZM173 260V259H172ZM167 261V260H166ZM171 261V260H170ZM168 262V261H167ZM206 262V261H205ZM209 262V261H208ZM164 263V262H163ZM98 264H101V263H98ZM183 264H184V262H183ZM209 264V263H208Z\"/></svg>",
    "mask_w": 264,
    "mask_h": 264
}]
</instances>
